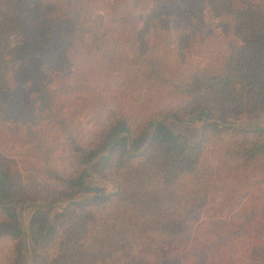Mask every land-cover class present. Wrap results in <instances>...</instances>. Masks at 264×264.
I'll use <instances>...</instances> for the list:
<instances>
[{"label":"trees","instance_id":"1","mask_svg":"<svg viewBox=\"0 0 264 264\" xmlns=\"http://www.w3.org/2000/svg\"><path fill=\"white\" fill-rule=\"evenodd\" d=\"M185 1L207 6L243 43L215 65L167 72L166 56L148 53L144 42H110L107 17L92 15L86 0H0V48L13 36L42 53L93 54L106 72L125 69L126 80L155 83L161 96L140 120L105 99L92 125L80 127L50 87L40 84L37 104L11 91L0 68L5 118L52 123L58 146L54 153L38 137L23 139L34 147L31 168L41 182L23 180L0 147V264H264L261 235L236 247L189 231L195 211L227 180L246 190L257 172L246 211L251 224H264V129L227 121L264 110V11L237 0ZM200 108L208 121L192 152L165 120L181 122ZM96 177L114 190L90 181ZM32 209L25 229L19 212Z\"/></svg>","mask_w":264,"mask_h":264},{"label":"rangeland","instance_id":"2","mask_svg":"<svg viewBox=\"0 0 264 264\" xmlns=\"http://www.w3.org/2000/svg\"><path fill=\"white\" fill-rule=\"evenodd\" d=\"M86 1L92 15L100 13L107 17L110 42H144L148 53H162L166 56L167 72L215 65L220 61V54L226 52L231 44L243 43L236 37L232 25L205 5L185 0ZM237 2L252 7L259 13L264 11V0ZM96 61L97 57L93 54H73L71 51L62 54L57 49H47L42 53L27 40L13 36L3 42L0 48V68L6 69L11 91L24 99L32 98L38 104L39 99L35 95L40 84L47 85L56 93L58 100L63 102L64 110L76 114L80 127L92 125L99 104L108 98L126 105L138 120L144 119L160 100L156 84L131 82L125 79V69L106 72ZM260 112L264 110L229 116L227 121L235 126L258 128L255 117ZM165 121L174 133L181 134L179 142L182 146L194 152L203 124L208 119L200 108L187 114L181 122L170 119ZM27 137L40 138L55 150L54 153H58L55 125L46 121L37 125L20 124L6 119L0 110V147L6 150L11 164L23 180L33 177L41 182L40 175L31 168L35 161L32 156L34 147L23 141ZM256 174L257 177L250 179L251 184L246 190L237 187L234 181L227 180L213 197L207 199V203L195 211L189 224L192 230L189 231L193 236L197 239L209 238L211 243L219 236V239H223L222 244L234 241L236 247H241L247 242L249 235H261L264 253V224H251L250 214L246 211V206H249L246 203L248 191L257 184L260 172ZM90 181L100 186L105 185L108 192L115 188V183L109 179L96 177ZM88 195L84 194L79 198L83 199ZM58 206L61 208L63 204ZM33 209L19 212L25 229ZM197 223H203L208 231H195ZM25 264H28L27 260ZM193 264L201 263L196 260Z\"/></svg>","mask_w":264,"mask_h":264},{"label":"crops","instance_id":"3","mask_svg":"<svg viewBox=\"0 0 264 264\" xmlns=\"http://www.w3.org/2000/svg\"><path fill=\"white\" fill-rule=\"evenodd\" d=\"M256 125L258 128L264 129V112L258 113L257 117H255Z\"/></svg>","mask_w":264,"mask_h":264}]
</instances>
